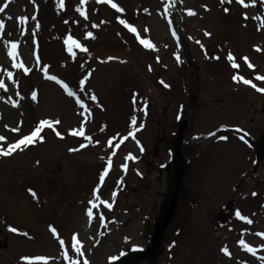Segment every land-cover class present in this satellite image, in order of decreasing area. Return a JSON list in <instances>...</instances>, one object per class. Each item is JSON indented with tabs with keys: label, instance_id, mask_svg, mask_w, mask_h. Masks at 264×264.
Listing matches in <instances>:
<instances>
[{
	"label": "rangeland",
	"instance_id": "1",
	"mask_svg": "<svg viewBox=\"0 0 264 264\" xmlns=\"http://www.w3.org/2000/svg\"><path fill=\"white\" fill-rule=\"evenodd\" d=\"M0 7V147L7 151L40 128L33 143L0 155V264H110L116 257L114 264L150 248L195 79L187 55L200 79L185 147L221 126L255 137L263 131L264 97L243 80L262 82L264 0H0ZM69 37L87 51L73 45L69 52ZM13 43L16 56L9 55ZM81 127L84 136L71 134ZM226 140L187 157L182 198L154 264H264V164L253 172L252 152L242 143L230 148L231 135ZM94 189L111 210L99 201L93 207Z\"/></svg>",
	"mask_w": 264,
	"mask_h": 264
},
{
	"label": "snow or ice",
	"instance_id": "2",
	"mask_svg": "<svg viewBox=\"0 0 264 264\" xmlns=\"http://www.w3.org/2000/svg\"><path fill=\"white\" fill-rule=\"evenodd\" d=\"M81 2L84 3V2H86V0H81ZM108 2H111V0H108ZM225 2H226V0H221V3H225ZM228 2H230V0H228ZM237 2H238V3H242V0H237ZM61 6H63V0H61ZM111 6H112L113 8H116L117 11H120V10H121L120 8L117 7V5H116L115 3H112ZM3 11H4V8H3V7H0V12H3ZM225 11H227V9H225ZM192 14H194V13H192L191 11H189V15H192ZM81 15H84V13L81 12ZM245 19H247V16H245ZM120 22H121L122 24H125V27H128L130 31H133V32L136 31L134 28H131L128 24H126L125 21L121 20ZM3 26H4L3 23L0 22V28H3ZM205 34H206V35H209L208 33H205ZM88 35L90 36L91 33H88ZM65 43L68 44V50H69V52L72 51V46H73V45H75V46H77V47H81V46H80L75 40H73L71 37H69L68 40L65 41ZM141 43H142L145 47H149V48L154 47V46H153L149 41H147V40H141ZM16 48H17V45H16L15 43H13V44L11 45V49H10V51H9V55H10V56H16V55H17ZM81 50H82V51H87V49H84V48H82V47H81ZM227 58H228L229 61H233V59H234V57L232 56L231 53L228 54V57H227ZM110 59H111V58H110ZM243 59L245 60V62H247V58H246V57L243 58ZM249 66H251V65H249ZM15 67L20 68V67H23V65L17 64V65H15ZM233 67H238V65L233 64ZM27 71H29V70H28V69H25V72H27ZM45 74H46V76H47V73H45ZM11 75H12V74L9 73V76H11ZM47 78H48V79H51V80H56V79H57L55 76H47ZM233 79H234V80H238V81H239V80H243L242 77H236V76H234ZM256 79H258V80H259V79H264V77L257 76ZM57 83H62V82L57 80ZM83 83H84V81L82 80V81H81V84H83ZM243 83H244V84H250V81H249V80H243ZM166 86H167V85H166ZM0 87H3V84H2V83H0ZM64 87H65L66 90H67V86L64 85ZM253 87H255V85H253ZM257 91L264 92V89L257 88ZM68 95L72 96V95H74V93H73L72 91L68 90ZM33 98H35V93H33ZM92 99L95 100L96 97H95V96H92ZM81 107H83V105H81ZM40 123H41L42 125H49L50 122L47 121V120H44V121H41ZM56 123H59V121H56ZM131 124H132L133 126H135V124H136V118H135V117L132 118V120H131ZM140 127L142 128L143 125H141ZM137 130H138V129H137ZM39 132H40V128H37V129L34 130L30 135L24 136V137H23L22 139H20L18 142H16L15 144L11 145V146L9 147V150H7V151H6L4 148L0 147V155H11V154H12V151H15L16 149H19V148L21 147V145H25V146H26V145H28V144L33 143L34 139L38 137ZM71 134H72V135H78V136H84V129H83V127H81L79 131L72 130V131H71ZM57 135L59 136L60 134L57 133ZM128 136H131L133 139H135V134H134V132H131V131H130V132L128 133ZM128 136L124 137V139H127ZM61 138H62V137H61ZM223 138L226 139V137H223ZM3 139H4L3 137H0V140H3ZM40 139H42V137H40ZM86 139H88L89 141H91L92 138H91V137H86ZM97 143H98V141H97ZM111 144H112V141L109 140V145H111ZM137 144H139V141H138V140H137ZM81 147H86V145H83V144H82ZM78 150H79V149H70V151H78ZM141 151H143V148H142V147H141ZM113 155H115V153H113ZM126 159H127V160H134L135 157L132 156L131 154H129V155L126 157ZM111 164H112V161H111V159H109V160L107 161V167L105 168L104 172L100 175V178H99L100 181H101V184H102V182H103L105 176L107 175V173H108V169L111 167ZM122 167L126 170L127 165H126V164H125V165H122ZM30 191H31V190H30ZM98 191H99L98 189H94V190H93V200H91L90 203L93 205V207H98V205H96L94 201H99L100 204H103L104 207H106L108 210H111L112 207H113L112 203H109V202H107V201L102 200V199H101V196L98 194ZM32 194H33V196L35 197V193L33 192ZM115 195H116V194L113 193V197H115ZM253 195H255V193H254ZM87 215H88V217H89L90 219L93 217V212H92V209H91V208L87 210ZM236 216H237L238 218L242 219V220H243V219H246L245 217H242V216H241V214H240L239 211L236 212ZM99 218H100V220L103 222V220H104V216H103V213H102V212L100 213ZM247 222H248V223H251L250 220L247 221ZM11 230H12V231H17L15 228H12ZM53 232H55V229H53ZM60 242H61V244H63V241H60ZM241 243H243V241H241ZM225 251H226V249H225ZM76 252H77V253H80V248H79V247L76 248ZM81 254H82V253H81ZM66 258H67V257H66ZM116 259H117L116 257H111V258H110V264H111L112 261H114V260H116ZM35 260H36V261H45L46 258L40 256V257H36ZM84 264H89V262H88L87 260H85V261H84Z\"/></svg>",
	"mask_w": 264,
	"mask_h": 264
},
{
	"label": "water",
	"instance_id": "3",
	"mask_svg": "<svg viewBox=\"0 0 264 264\" xmlns=\"http://www.w3.org/2000/svg\"><path fill=\"white\" fill-rule=\"evenodd\" d=\"M188 115L189 113L186 114L179 128L178 140L174 152L173 162L175 168V175H174L173 197L170 205L165 208L163 216L156 223L155 235L153 237V246L148 252H143L125 257L123 260L119 261L116 264H136L147 258L154 260L158 255L161 246L162 237L164 235L167 226L169 225V223L171 222L174 216L175 209L177 207L179 200V195L182 189L183 177L186 170L184 157L182 154V144H183V134L188 124V120H187Z\"/></svg>",
	"mask_w": 264,
	"mask_h": 264
},
{
	"label": "flooded vegetation",
	"instance_id": "4",
	"mask_svg": "<svg viewBox=\"0 0 264 264\" xmlns=\"http://www.w3.org/2000/svg\"><path fill=\"white\" fill-rule=\"evenodd\" d=\"M263 134H264V132H263ZM263 134H261L260 136H257L256 139H250V138H248V137L245 138V139H246L247 143H248L250 146H252V140H255V141L260 140V138L262 137ZM262 163H264V154L259 155L258 158H257V164L260 165V164H262Z\"/></svg>",
	"mask_w": 264,
	"mask_h": 264
}]
</instances>
